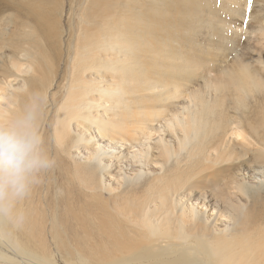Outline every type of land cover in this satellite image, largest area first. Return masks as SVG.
Returning a JSON list of instances; mask_svg holds the SVG:
<instances>
[{"label": "bare ground", "instance_id": "6f19581e", "mask_svg": "<svg viewBox=\"0 0 264 264\" xmlns=\"http://www.w3.org/2000/svg\"><path fill=\"white\" fill-rule=\"evenodd\" d=\"M247 3L0 0V122L31 114L54 161L0 214V264H264V55L237 56L231 25Z\"/></svg>", "mask_w": 264, "mask_h": 264}, {"label": "clouds", "instance_id": "9594fccd", "mask_svg": "<svg viewBox=\"0 0 264 264\" xmlns=\"http://www.w3.org/2000/svg\"><path fill=\"white\" fill-rule=\"evenodd\" d=\"M31 114L0 122V214L11 215L26 198L35 175L51 167Z\"/></svg>", "mask_w": 264, "mask_h": 264}, {"label": "rangeland", "instance_id": "374dc122", "mask_svg": "<svg viewBox=\"0 0 264 264\" xmlns=\"http://www.w3.org/2000/svg\"><path fill=\"white\" fill-rule=\"evenodd\" d=\"M247 4H243L242 7H241L243 12L245 10L246 15L244 14V16L243 17L241 16L240 19H239L240 20L239 21L240 28H238V26L234 27V25L232 23L231 25L233 26L234 29L235 28L236 29L234 31L233 28H231V26H230V30H231L232 33L235 32L236 36L239 35V33H240L239 37L238 36L236 37L234 35L237 38V41H240V43H241V46L239 47V51L237 52V56H239L243 52H245V53L248 52V53H250V54H252L254 56V59H252V61H255L257 58L260 57L261 54L264 55V33L260 32L258 30L257 24L255 23V20L252 19V17H250L249 19L246 20V17L248 16L247 10H248V7H249V4H248V6H247ZM67 9H69V5H68ZM254 9L260 10V12H262V14H264V0H252L250 14L252 13V11ZM67 20H68V16H66V20L65 21H67ZM245 22H246V27H245ZM252 26H256V29L254 31H252ZM233 57H236V53L233 54ZM103 81L106 82V79H103ZM173 135L176 138L177 133L175 132ZM157 136L158 135H154V137H152V139L150 140V143L151 142L153 143V141H155L159 137V136L158 137ZM163 138L167 139V140H170V142L173 143V138H171L170 132H168L167 130L163 134ZM142 141H145V143L148 142V140H142ZM106 143H108V142H106ZM119 145L122 146V150L124 152L134 151L136 149L135 147L133 148L132 145L129 144V143H126L124 145H122V143H119ZM104 148H106V147H104ZM104 148H103V150H104ZM106 152L112 155L114 151L112 149H110V150H106ZM107 153L104 154V156H106V157L110 156ZM141 171H143V173H147L148 172L150 175H152L154 173L148 168L141 169ZM256 180H258V179H256ZM261 180H264V178H261ZM60 258L61 257L57 254V259H58L59 263L60 264H65L63 262V260L60 259Z\"/></svg>", "mask_w": 264, "mask_h": 264}, {"label": "snow or ice", "instance_id": "6c2138e0", "mask_svg": "<svg viewBox=\"0 0 264 264\" xmlns=\"http://www.w3.org/2000/svg\"><path fill=\"white\" fill-rule=\"evenodd\" d=\"M248 4H249V7H248L247 12L249 15L246 17V20L250 18L252 0H248ZM245 27H246V22H245Z\"/></svg>", "mask_w": 264, "mask_h": 264}]
</instances>
